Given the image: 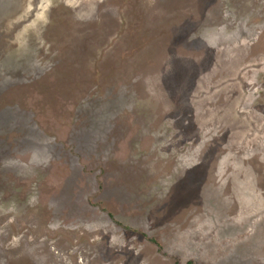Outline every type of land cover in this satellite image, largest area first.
Masks as SVG:
<instances>
[{"label":"rangeland","instance_id":"rangeland-1","mask_svg":"<svg viewBox=\"0 0 264 264\" xmlns=\"http://www.w3.org/2000/svg\"><path fill=\"white\" fill-rule=\"evenodd\" d=\"M4 57L36 84L0 108L33 103L72 155L10 154L0 264H264V0H0ZM67 82L105 129L83 149L74 107L49 113Z\"/></svg>","mask_w":264,"mask_h":264},{"label":"trees","instance_id":"trees-1","mask_svg":"<svg viewBox=\"0 0 264 264\" xmlns=\"http://www.w3.org/2000/svg\"><path fill=\"white\" fill-rule=\"evenodd\" d=\"M133 25H134L133 23H129L128 27L130 28V26ZM134 27L136 26L134 25L133 28ZM137 31H139V29H137ZM77 57L79 61H83L81 60L80 55H78ZM23 63L27 64L26 59L23 60ZM67 66L68 65H65L64 69H67L68 68ZM83 70L85 69L83 68ZM83 70L77 69L74 70L72 73H69L70 78L71 79L82 78V75L84 74ZM28 72L30 73L29 68L23 66V64H21L20 61H18V57H4L3 59L0 60V101H1V97L8 96L9 94L10 96H14L22 89H24L25 92H28L29 87L31 89L35 87L36 82H34V79L29 76ZM42 72L43 70L41 68L39 75H43ZM67 72L68 70L64 71V73L66 74ZM34 73L37 72L32 70L33 75ZM73 82H77V81H73ZM73 82H67L66 86L68 87L72 86V88L74 89V93H76L77 90L80 91V95L82 96V98L80 97V101L78 100L79 104L77 105L75 102L73 103L74 100L71 99V96L73 94L61 93L59 94L60 95L59 99L57 97L58 105L57 106L54 105L53 107L49 108V113L51 115L59 116V118H62V115L59 113V111L61 112L64 111L61 110V106L63 102H65L67 106L71 104L74 107L75 115L72 118L71 123L74 124L75 126L79 116H82V118L80 119L81 121L80 124L78 123V125L73 128L74 137L71 140V142L73 143V144L71 143V145L76 146L78 149H83L80 147L79 144H85L86 141L88 143H91L90 138L92 134L97 132L104 133L105 129L104 128L101 129V127L103 126L100 123V119L94 112L90 111L91 109L90 102H92L93 100L90 99L87 92L84 91L85 90L84 86L83 85L81 86L80 83H73ZM52 90H55V88L54 89L52 88ZM112 93L115 96H117L118 94L115 92ZM45 98L46 96H43V99ZM114 99L116 98L111 97V99L108 101L109 103L112 104L110 105V111L113 110ZM53 109H59V111ZM51 110L53 111L51 112ZM104 114L106 115V112ZM34 115L36 118H38V120L36 118H35L36 121L34 120ZM44 119H45L44 114L40 112L38 108H35V105H33V103L31 104V106L24 107L16 104L15 102L14 105H8L6 107L0 108V191H1L0 195L4 194L2 191L4 192L8 191L7 189H11L12 186V184H9V182L6 180V173L8 171L7 167L11 163L8 162V160H11L10 154L12 152L15 151V152L24 153L27 152L28 150L31 151V149H33L34 147H38L39 151H37L36 149L37 153L39 152V154H41V150L44 149L45 153L49 155L46 158H48L51 161L53 160V158L58 159V161L63 160V156L67 154L66 152L67 146H65L66 144L59 141L57 142L53 141V139L49 141V139L45 137L44 134L42 133L40 127L36 125V122L39 124L43 123ZM67 151L69 155H72L70 154L69 150ZM37 162H41V163L44 162L42 160V156H39ZM70 166L66 165V168L65 169L62 168L61 172L57 171L59 165L54 166V172H56L57 174H59V176L62 177L68 178V176H70L69 178L72 179L73 182H75L77 176H74V174L72 173L73 169ZM46 173L48 180H50L49 178L54 177L52 176L51 169H49V167L46 169ZM60 181L55 182L51 179L50 184L58 185V189H59L62 185L63 180ZM73 182L67 180L64 183V185L66 186H63L62 189L66 192L67 190H70L71 192L72 188H70V186L71 184H75ZM44 184L50 186L51 193H54V191L57 189V186L55 185H48L47 181L44 182ZM52 186H54L55 189H53ZM43 191L44 194L48 193L44 189ZM61 201L62 202L64 201L65 205H69L73 201L72 195L71 194L68 195L66 193V195H63V200ZM97 205L102 207L101 204H97ZM60 209L63 208H61L60 206ZM101 209L103 212H106L108 216L111 218V220H113L117 225L124 226L122 223H120V221H118L117 216L114 213H112L111 211L105 208H101ZM49 215H54V213H51L50 211ZM152 241L155 240L152 239ZM188 264H193V263L189 262Z\"/></svg>","mask_w":264,"mask_h":264},{"label":"bare ground","instance_id":"bare-ground-1","mask_svg":"<svg viewBox=\"0 0 264 264\" xmlns=\"http://www.w3.org/2000/svg\"><path fill=\"white\" fill-rule=\"evenodd\" d=\"M32 34V33H31ZM18 48V47H17ZM40 50V49H39ZM13 51V50H12ZM28 52V51H27ZM30 53V52H29ZM221 171V170H220Z\"/></svg>","mask_w":264,"mask_h":264}]
</instances>
